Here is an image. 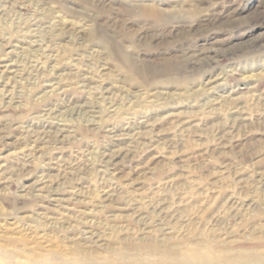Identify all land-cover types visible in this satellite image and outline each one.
Returning a JSON list of instances; mask_svg holds the SVG:
<instances>
[{
	"label": "rangeland",
	"instance_id": "374dc122",
	"mask_svg": "<svg viewBox=\"0 0 264 264\" xmlns=\"http://www.w3.org/2000/svg\"><path fill=\"white\" fill-rule=\"evenodd\" d=\"M206 248L264 264V0H0V254Z\"/></svg>",
	"mask_w": 264,
	"mask_h": 264
},
{
	"label": "bare ground",
	"instance_id": "6f19581e",
	"mask_svg": "<svg viewBox=\"0 0 264 264\" xmlns=\"http://www.w3.org/2000/svg\"><path fill=\"white\" fill-rule=\"evenodd\" d=\"M41 137V136H40ZM166 252V254H165ZM164 254L168 255L171 259L164 262H156L152 264H220L226 262L228 257L220 256L215 252L210 251L206 248V251L200 253L196 249H169L165 251ZM245 258H247L245 256ZM249 259V258H248ZM117 261V260H115ZM51 264V262H49ZM115 264H122L120 261L114 262ZM142 261H137V264H141ZM0 264H19L17 262L11 261L9 257L4 254H0ZM23 264V263H22ZM61 264V263H60ZM62 264H90V262H83L80 260L76 261H65ZM143 264V263H142ZM146 264V263H145Z\"/></svg>",
	"mask_w": 264,
	"mask_h": 264
}]
</instances>
